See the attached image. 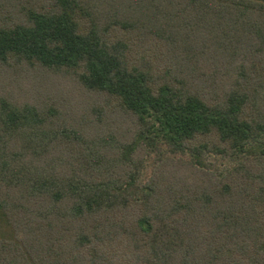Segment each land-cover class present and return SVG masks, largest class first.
<instances>
[{
  "label": "trees",
  "instance_id": "1",
  "mask_svg": "<svg viewBox=\"0 0 264 264\" xmlns=\"http://www.w3.org/2000/svg\"><path fill=\"white\" fill-rule=\"evenodd\" d=\"M10 70L93 110L0 93V264H264V0H0Z\"/></svg>",
  "mask_w": 264,
  "mask_h": 264
},
{
  "label": "rangeland",
  "instance_id": "2",
  "mask_svg": "<svg viewBox=\"0 0 264 264\" xmlns=\"http://www.w3.org/2000/svg\"><path fill=\"white\" fill-rule=\"evenodd\" d=\"M113 32L114 34H117L118 31L113 30ZM132 46L137 50L138 54H145L149 59V62H157L158 60V63L160 64L158 67L161 69V71H165L167 68H171V66L165 62V58L167 56L166 50L162 49V47H159L157 43L151 41V43L144 46H136L134 44H132ZM199 66L201 67V69H203L204 64L200 63ZM8 75V79L0 80L1 94L7 93L20 101L42 100V96L46 98L44 100L46 104H55L60 107L66 108L69 112L68 115H76V120L86 119L90 114V111L93 110L91 108V103L93 100L90 98V94H88V92H86L79 85L78 81L75 80L72 76L64 74H55L54 76H50L40 72L39 79H34L31 76L20 73V71L18 70H10ZM111 100L112 99L102 101V107L107 108L108 106H112L115 108L116 104L115 102H113L114 100ZM108 111L112 113V111ZM94 116H98V113H95ZM88 118L90 117L88 116ZM108 127L109 129L113 128L112 123H109ZM94 131H99V128H95ZM147 148L148 147H145L142 150L143 157L140 154L138 155V157L141 158L143 162H146L144 167L146 174L152 176L155 167L161 163L160 157L163 158L168 153L164 151L161 154L158 153L155 149L146 150ZM182 153L183 152L176 153L178 158L183 157L188 162H191L193 160L191 157L181 156ZM205 155L208 158L204 159L203 164L210 165L213 163L214 159H216L215 156H212L209 153H206ZM173 165L174 171L179 169L180 167L179 163L177 162H174ZM210 167H212V165H210ZM219 168H223V166H219ZM187 175L188 173H186V176Z\"/></svg>",
  "mask_w": 264,
  "mask_h": 264
}]
</instances>
